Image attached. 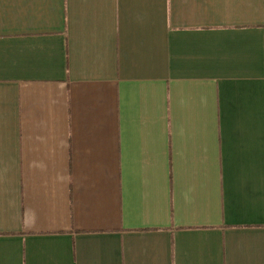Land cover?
Segmentation results:
<instances>
[{"label": "crops", "instance_id": "0c3cea01", "mask_svg": "<svg viewBox=\"0 0 264 264\" xmlns=\"http://www.w3.org/2000/svg\"><path fill=\"white\" fill-rule=\"evenodd\" d=\"M0 264H264V0H0Z\"/></svg>", "mask_w": 264, "mask_h": 264}]
</instances>
